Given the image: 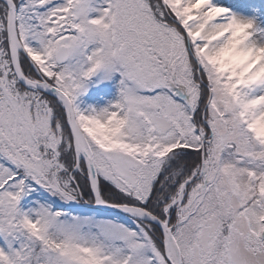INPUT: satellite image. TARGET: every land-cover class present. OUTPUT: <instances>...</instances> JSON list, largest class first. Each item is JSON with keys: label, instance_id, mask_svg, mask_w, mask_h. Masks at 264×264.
I'll list each match as a JSON object with an SVG mask.
<instances>
[{"label": "snow or ice", "instance_id": "snow-or-ice-1", "mask_svg": "<svg viewBox=\"0 0 264 264\" xmlns=\"http://www.w3.org/2000/svg\"><path fill=\"white\" fill-rule=\"evenodd\" d=\"M0 264H264V0H0Z\"/></svg>", "mask_w": 264, "mask_h": 264}]
</instances>
